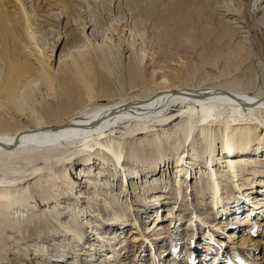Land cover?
<instances>
[{
    "label": "bare ground",
    "instance_id": "6f19581e",
    "mask_svg": "<svg viewBox=\"0 0 264 264\" xmlns=\"http://www.w3.org/2000/svg\"><path fill=\"white\" fill-rule=\"evenodd\" d=\"M193 1L195 26L177 20V11L190 12L183 0H176L175 14L163 19L198 47V61L182 63L168 83L152 92L133 89L115 95L107 79L110 64L105 46L110 42L104 41L108 37H101L99 50L84 45L97 39L96 24L93 19H73L75 0L37 3L65 13L64 30H57L48 49L35 44L36 25L51 19L59 26L60 14L38 12L35 0H0V101L16 110L26 109L32 121L30 127H14L0 117V264L9 262L2 245L13 242L16 234L39 235L42 223L57 231L69 247L75 241L78 247L84 228L91 233L98 230L88 218L95 215L89 209L96 200L109 211L105 224L112 229L92 234L84 243L86 249H78L77 255H88L87 261L102 258L106 264H128L119 259L129 247L137 261L149 251L148 264H165L169 257L174 264H201V257L206 264L216 258V264H264V54L258 48L254 51V41L249 39L256 32L264 37V0ZM205 4L209 16L198 8ZM242 6L248 8L247 19ZM188 18L185 22L192 23L193 16ZM66 25L77 33V44L66 45ZM121 50L128 63L126 76L132 79L128 82L136 87L141 80L139 53L132 44ZM114 123L124 125V130L113 133L116 126L105 130ZM166 124L171 125L155 128ZM137 163L146 165L141 169ZM76 165L90 196L83 195L70 175ZM18 170L17 175L6 177ZM35 196L45 203L41 210ZM82 197L88 206L77 205ZM204 197L208 198L205 211ZM62 198L69 202L61 203ZM128 198L131 204H125ZM149 202H154L157 213L152 226L137 218L147 208L152 214L154 206ZM136 204L143 211L134 208ZM124 207L132 210L127 213L133 218L121 212ZM163 207L167 215L158 214ZM238 212L245 215L239 223L231 216ZM186 213V238L161 250L159 245L169 237L177 238ZM229 216L231 222L226 221ZM243 222L252 228L250 233L238 239L228 232L244 228ZM201 231L206 234L203 250L197 247ZM223 236L231 239L234 251L229 254ZM122 238H131L130 244L120 243ZM45 256L37 255L33 263L42 264ZM62 260L55 256L56 262Z\"/></svg>",
    "mask_w": 264,
    "mask_h": 264
},
{
    "label": "rangeland",
    "instance_id": "374dc122",
    "mask_svg": "<svg viewBox=\"0 0 264 264\" xmlns=\"http://www.w3.org/2000/svg\"><path fill=\"white\" fill-rule=\"evenodd\" d=\"M6 1L9 2V0H6ZM28 1H30V0H28ZM32 1H34V0H32ZM175 1L176 0H132V1H128V0H75L76 6L73 10V19H75L77 21H87V20L93 19L92 21L95 22V24H96L95 31L97 29V31H96L98 34V36L96 34L97 39L96 40L91 39L89 42H84V45L88 49L93 48L94 50H99L100 49L99 45L103 43L102 41H100L101 37L103 36L102 38L104 40L108 37L106 39L107 41L103 40L104 43L110 42L109 43L110 45H108V48H106V46H105V49H106L105 54H106L107 60L109 59L108 62L110 64V70L107 73L108 74L107 79H108L109 87H110L111 91L113 93H115V95L124 94V93L127 94L128 92H131V90H133V89H136L134 92L141 93V94L142 93L146 94L147 92H152V91L156 90L157 88H160L164 84L168 83V81H170L168 79H171V74L174 72L175 69L180 68L184 64H195L198 61V56H197V51H196V49L198 47H196V45H193L189 39H186V37H180L179 36V32H178L179 27H175L174 24L170 25L171 23L167 24V22L164 21V19L166 17H168L169 15L175 14L174 10L177 9L175 6H173V3ZM38 2H40V0H38V1L35 0L34 6H33L34 8L36 7L35 10H37L38 12H41V13L43 12V14H49L50 13L52 16H56L57 14H60V18H61L60 22L62 20L61 24L59 23L60 27L57 26V23H55V21H53L51 19H46V22L43 25L42 24L36 25L35 29L37 30V32H35V34H34L35 35L34 37L36 38V39L34 38V40H37V38H38L39 42L35 41V44L36 45L41 44L45 47L46 46L49 47L51 45L50 41L55 39V33L57 32V30L58 31L64 30L63 27L65 26L66 19H64L65 17H62V16L65 13H64L63 9H61V8L56 9V6H54L55 7L54 8L53 5L47 4L44 7H42V6L38 7L37 6ZM183 2H185V6H189L187 8H189L190 12L189 11H185V12L184 11H182V12L177 11L175 14L177 16V20H179V19L182 20V18H183L184 21L183 20L181 22L179 21L180 24L183 23V25L185 24V26L186 25L187 26L188 25H194L195 26L196 23H194L193 20L196 18V14H197L196 8L197 7L193 3L194 2L193 0H183ZM50 6H52V7L50 8ZM185 6L181 5V8L186 9ZM246 7L247 6H242V10L244 9L243 12H245L244 15L247 19L249 14L247 11H245L248 9ZM198 8L201 9V12L203 15L209 16V7H207L206 4L204 6L198 7ZM188 14L190 17L193 16L192 23H191V21L185 22L186 19H190V18H188L189 17ZM211 18L214 21L215 13H213L211 15ZM114 19H115V22H112V21H114ZM117 21H119V22H117ZM111 22H112V24H110ZM116 22H117V24H116ZM108 24H109V27H107ZM121 25H123V26H121ZM104 26H106V28H104ZM114 26H116L117 28H115ZM167 26L169 27V29L163 35L162 31ZM121 27H123V28H121ZM107 28H108V30H106ZM114 28H115V30H114ZM120 29L122 31H120ZM113 30L115 32H113ZM65 31H66L65 33L68 34V39H67L68 41H67L66 45L69 46L71 44H77V42H75V41H78L79 38L76 36L77 33L73 29H71V26L65 27ZM108 32H110V33L108 34ZM120 32H121V34H120ZM104 34H106V36ZM114 34H116V36ZM115 37L118 39V41ZM98 38H100V39H98ZM110 38H112V39H110ZM249 39H251V40L253 39L252 41H254V44H253V47L255 46L254 51L256 48H258V49H261L260 53L264 54V50H262V49H264V37L259 36L256 32L253 34L251 33L249 36ZM122 40H124V41H122ZM130 40H132V41L130 42ZM128 41H129V43H128ZM63 42H64V40L62 41L60 46H58L57 49H55V51H54L55 53L53 56L54 58L56 57V54H58L59 49L61 48V45L63 44ZM94 42L98 43L99 48L97 47V44ZM33 43L34 42H32L29 45H31L33 47L34 46ZM115 43H117V44H115ZM120 43H122V44H120ZM90 44H91V47H90ZM93 44H95V45H93ZM126 44L127 45L132 44V46L136 49L135 50L136 55H138V53H139L138 56L141 58V62H140L141 80H140V82H138L136 87L129 84L128 81H131L132 79H128L126 76L128 63H126L127 61L125 59V55L124 56L122 55L123 50H121L122 47L125 46ZM84 45H83V47H85ZM31 46H30V48H31ZM110 48L111 49L114 48L116 50H114V49L111 50ZM118 48H120V49L118 50ZM109 57H111V59ZM52 62H53V60H52ZM182 63H183V65H182ZM209 71H211V70L209 69ZM162 77H165L166 81H164L162 79ZM163 81H164V83H163ZM130 87H133V88H130ZM0 100H2V99L0 98ZM104 102L105 101H102V103H104ZM173 109H175V108H171V109H169V111L173 112ZM0 117L9 121L10 124L14 125V127H30V126H32V121L30 119L31 117L29 116L28 111L26 109L19 110V108H18L16 110V108L11 107L10 105L6 104L4 101H0ZM171 124H173V123H171ZM171 124H166L165 126L159 125L157 127L155 126V128L168 127ZM114 126H116L115 127L116 129L114 128L115 130L113 133H115V132L119 133L120 131L124 130V128H125L124 125H119V124L114 123V124H109V127L105 128V130L109 131ZM137 164H138L137 167L140 166L141 169L143 167H145L144 165H146V163H144V164L143 163H137ZM68 167H69V164H68ZM76 167H77V165L72 169L70 168V175L77 182V185L79 186L78 188H80L81 191L84 192L83 195H86V196L89 195L90 196L91 195V193H90L91 189L88 190L87 187L85 186V183H83V180L78 178ZM95 167H97V163L95 164ZM20 171L21 170H18L16 172L11 171V173L9 172L6 175V177H9V175H12V176L17 175V172H20ZM192 177H193V173H192ZM259 190H261V189H259ZM171 193L172 192L170 191V193L167 194V195H170L172 197L170 199V202L174 201L173 200L174 199L173 194H171ZM144 196L147 197L146 192H145ZM35 198H36V200H38V203L40 205V207L38 209L41 210L45 206V203L43 201H41L39 199V197L35 196ZM138 199H140V198H138ZM202 200H203L202 205L204 207V204L207 203L208 198L204 197V199H202ZM233 200H234V203L232 205H234L236 203V201L238 200V197H236V199L234 198ZM79 201L80 202H78V204H77L79 207H83V206L86 207L89 205V203H87L85 197L80 198ZM132 201H133V203H136L138 200L132 199ZM62 202L67 204V202H69V200L62 198L61 203ZM129 202H130V199L128 198L127 202H125V204H127ZM100 204H101V201H97V200L95 201V204L93 206L91 204V207L89 210L92 213H95V215L92 216L93 215L92 214L91 215L92 218H91V216H88V218H90V220L92 221L91 225L92 226L94 225L93 229H96L98 227L97 232L95 230H93L91 233L90 229L84 228V232H83L84 234L82 233L83 235H82V238L80 240L78 247L74 246L76 241L73 244L71 243V245L69 247V245L65 244V243H67L65 241V239H63V237H61V236H58L57 231H55V230L51 231L48 225H46V224L44 225V223H42V227H41V224L39 225V228L41 229V231L37 232V234H39V235L32 233L33 235L34 234L35 235L34 236L32 235V236L27 237V238H23L22 235L19 236V234H18V236H17V234H16V237H15L16 239L14 238L16 241L14 240L13 242L8 243L7 245H5L6 243L4 245H2L3 246V247H1L2 249H4V247L6 246L4 250L6 251V256L9 259L8 260L9 262L6 264H21V263L22 264H34L33 262H35L34 261L35 257L41 253H46V256H45L46 259H44L46 262L43 263L44 262V260H43L42 264H91V263H93V264H106L104 261H101L102 258H99V260L92 262V261H87V259L89 257L86 254L85 255H77V253L79 251L78 249H80V248L86 249L87 244H84V243L89 241V239L93 238L92 234L97 235L98 232L101 233L105 230L108 231V228H109V231L112 229L109 226L107 228V226L105 224L106 223L105 218H107V215H108L107 212H109V211L106 212V210L103 208L102 204L101 205ZM129 204H131V203H129ZM137 204L134 205V208H141L142 209L141 211H143V207L138 206ZM150 205L154 206L152 208V214L150 212L151 208L148 209L147 207H146L147 209H145V211L143 213L137 214V218L140 221H142L143 224L146 226H148V225L152 226V224L154 225L155 223H153L152 219L157 215V213L155 212L154 202H149V206ZM123 206H124V204H123ZM243 208L247 209L248 207L245 205ZM125 209H126V207L122 208L121 212L122 213L124 212L125 214L124 213L123 214L125 216H128V218H130V217L133 218V215H129L127 213V212L132 213V210L127 211L128 210V208H127L125 211ZM166 209H167V207H163L161 209V211L160 210L158 211V214L160 215L161 213L162 214L164 213L165 215H167ZM61 210L64 211L63 209H61ZM203 210L205 211V207ZM185 211H188V209L186 208ZM96 213H98V214H96ZM182 213H184V212H182ZM238 213H237L238 215L237 214L231 215V216L236 217V218H234V220L237 223L242 222L243 215H244V214H241L240 212H238ZM262 214H264V212ZM231 216H229L230 218H228V220H226V221L231 222V219H232ZM188 217H189V215H187V213H186L184 215L182 221L180 222V225H178L177 229L180 232H179V234L176 235L177 238L176 239H170V237H169L166 240V242L159 245L161 247L160 248L161 250L166 248L167 246L170 247L171 246L170 244H173V243L174 244L177 243L179 245V244H181L183 239L186 238L185 234H187V231L183 230V229L188 227V225L185 226V224H184V222L187 221ZM244 217H245V215H244ZM236 222H233L232 224H237ZM132 223H133V221H132ZM242 224L244 225V222ZM251 230H252L251 227L249 229V228H247L246 225H244V228H243V226H240V228L235 229V230L231 229V230H228V232L230 234L236 233L235 237L238 236V239H239V237H242L243 234L250 233ZM130 233H132V232H130ZM130 233L128 236L131 235ZM196 234H197V232H196ZM200 234H201V235H199L200 239L197 241V247H200V248L202 247V250H203V247L205 246L204 243H205L206 234H203L202 231ZM172 238H174L173 232H172ZM122 240H123V238H122ZM130 240H131V238H129L128 240L126 239L125 241L123 240L120 243H127L126 244V246H127L130 244ZM230 240L227 237L226 238L224 237V242L226 243L224 251H226V254H229V252L234 251L233 250L234 248H232V244L229 242ZM150 248H152V250L150 249V252L152 253V251H153L152 245ZM127 249L129 250V252H127V254L125 253L124 254L125 256L121 257L120 259L118 258L120 260V263L123 261L124 262L126 261L125 263H128V264H130L131 262L132 263L137 262L135 264H148V262H149V251H148V253H147V251L144 252V255L142 254L139 257V260L137 261L136 256L133 259V252H132L133 250L131 251V249L129 247L124 249V250H127ZM148 249H149V247H148ZM47 253H48V255H47ZM56 255L62 257L63 262L62 261H61V263L56 262L55 261ZM95 256L98 257L97 255H95ZM131 259H133V260H131ZM170 259H171V257L166 259L165 264H169V263L174 264L171 261L169 262ZM206 260H208V258H206ZM220 263L223 264V262H220Z\"/></svg>",
    "mask_w": 264,
    "mask_h": 264
}]
</instances>
